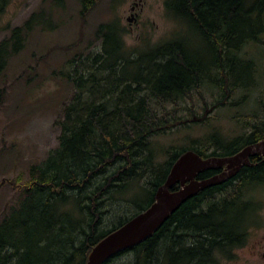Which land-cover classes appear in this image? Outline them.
I'll list each match as a JSON object with an SVG mask.
<instances>
[{"label":"trees","instance_id":"16d2710c","mask_svg":"<svg viewBox=\"0 0 264 264\" xmlns=\"http://www.w3.org/2000/svg\"><path fill=\"white\" fill-rule=\"evenodd\" d=\"M98 1L80 0L83 20ZM8 2L0 0V15ZM164 8L186 26L185 33L127 54L120 28L100 24V50L78 55L69 69L61 70L74 94L58 122L57 146L31 167L19 203L0 219V264H85L96 242L154 201L183 152L226 156L264 138L262 98V115L242 117L250 126L242 135L227 142L212 135L201 145L166 149V160L155 162L150 138L181 123L176 118L179 100L206 82L223 93L215 105H224L235 88L246 85L239 71L252 70L236 53L247 41L264 44V0H165ZM33 25L28 18L0 41V74L9 57L23 49L25 29ZM197 40L207 50L199 58L194 54ZM216 73L219 78H213ZM250 160L257 164L243 165L220 185L199 190L150 237L104 264L124 252L132 253L131 264H221V258L235 257L247 241L250 212L256 209L244 201L243 191L264 183V158ZM218 171L207 169L197 178ZM143 180L147 187L140 199H133L134 213L104 226L118 194Z\"/></svg>","mask_w":264,"mask_h":264},{"label":"rangeland","instance_id":"374dc122","mask_svg":"<svg viewBox=\"0 0 264 264\" xmlns=\"http://www.w3.org/2000/svg\"><path fill=\"white\" fill-rule=\"evenodd\" d=\"M164 1L99 0L83 20L80 0H9L0 15V41L28 18H33L34 25L25 29L23 49L9 57L0 74V219L19 203L20 186L29 179L31 167L57 146L58 122L74 94L72 85L60 76L61 70L69 69V61L78 55L100 50V24L113 23L120 28L127 54L185 33L186 26L166 13ZM194 44V54L198 58L205 55L204 42ZM236 55L252 67L239 71L246 85L235 88L221 106L215 104L223 93L206 82L190 98L180 99L176 118L181 123L150 138L156 163L166 160V149L201 145L212 135L230 141L246 131V117L262 115L264 44L247 41ZM219 77L218 73L213 76ZM172 107L167 104V109ZM135 184L127 193L118 194L104 226H111L118 216L134 213L133 199H140L147 187L145 180ZM243 194L244 201L256 208L250 212L247 241L236 250L234 260L218 256L221 264H264V183L247 186ZM132 259V253L124 252L108 264H131Z\"/></svg>","mask_w":264,"mask_h":264},{"label":"water","instance_id":"95a60500","mask_svg":"<svg viewBox=\"0 0 264 264\" xmlns=\"http://www.w3.org/2000/svg\"><path fill=\"white\" fill-rule=\"evenodd\" d=\"M255 154L264 156V140L226 157L203 158L193 150L183 152L173 162L164 183L157 188L154 201L96 242L85 264H104L119 252L140 244L199 190L222 183L234 175L242 164L251 166L249 156ZM222 166L226 168L222 173L203 180L196 179L198 173ZM177 182L180 187L171 190Z\"/></svg>","mask_w":264,"mask_h":264},{"label":"flooded vegetation","instance_id":"af4514ba","mask_svg":"<svg viewBox=\"0 0 264 264\" xmlns=\"http://www.w3.org/2000/svg\"><path fill=\"white\" fill-rule=\"evenodd\" d=\"M246 131L247 130H249L250 129V126H246ZM251 130H253V127H252V129ZM245 132V131H244ZM262 140H264V138H262V139H260L259 141H256V142H254V143H251V144H255V143H257V142H260V141H262ZM251 144H249V145H251ZM246 146H248V145H246ZM245 147V146H244ZM244 147H242V148H244ZM241 148V149H242ZM240 149V150H241ZM239 151V150H238ZM237 151V152H238ZM237 152H235V153H237ZM235 153H233V154H235ZM233 154H231V155H233ZM231 155H226V156H231ZM256 155H258V156H261V157H263L264 158V156L263 155H260V154H255V155H250L249 156V161H250V163L252 164L251 166H253V165H256L257 164V162H252L251 160H250V157H253V156H256ZM226 156H218V157H226ZM211 157V156H210ZM207 158V157H206ZM243 165H247V164H242L240 167H239V169L234 173V175H232L231 177H229V178H232L233 176H235L236 174H237V172L241 169V167L243 166ZM248 166H250V165H248ZM213 169H217V168H213ZM218 169H219V171L218 172H216L215 174H213L212 176H214V175H217V174H220V173H222L226 168H225V166H222V167H218ZM170 171V170H169ZM201 173V172H200ZM199 174V173H198ZM197 174V175H198ZM211 176V177H212ZM208 178H210V177H208ZM229 178H227V179H229ZM196 179H198L197 178V176H196ZM204 179H207V178H204ZM226 179V180H227ZM198 180H203V179H198ZM225 181V180H224ZM223 181V182H224ZM178 183V182H177ZM176 184V183H175ZM179 184V183H178ZM221 184V183H220ZM220 184H217V185H220ZM214 186H216V185H214ZM173 187V186H172ZM179 187H180V184H179ZM178 187V188H179ZM171 190H172V188H171ZM176 190V189H175ZM203 190V189H202ZM245 246V245H244ZM243 247V246H242ZM242 247H239V248H242ZM235 254H236V251H235ZM234 258L235 257H233V258H231V259H227V258H222L221 260H234Z\"/></svg>","mask_w":264,"mask_h":264}]
</instances>
